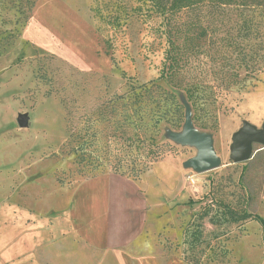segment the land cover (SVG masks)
I'll return each instance as SVG.
<instances>
[{
  "label": "rangeland",
  "instance_id": "374dc122",
  "mask_svg": "<svg viewBox=\"0 0 264 264\" xmlns=\"http://www.w3.org/2000/svg\"><path fill=\"white\" fill-rule=\"evenodd\" d=\"M229 17L223 48L208 36L192 57L206 83L196 85L162 76L167 43L149 0H0V264H93L71 222L110 205L132 208L133 228L145 227L137 238L153 230L167 254L264 264L252 218H264V145L247 161L229 157L242 122L264 120V64L245 77L227 45L242 20ZM185 101L212 136L213 169L186 167L196 148L167 135L181 131ZM229 210L251 217L232 222Z\"/></svg>",
  "mask_w": 264,
  "mask_h": 264
},
{
  "label": "trees",
  "instance_id": "16d2710c",
  "mask_svg": "<svg viewBox=\"0 0 264 264\" xmlns=\"http://www.w3.org/2000/svg\"><path fill=\"white\" fill-rule=\"evenodd\" d=\"M161 18L167 47L162 67V76L167 80H183L186 76L196 85H205L203 77L197 78L192 66V57L200 55L202 41L208 36L217 41L216 50L223 48L217 38L224 21L237 11L241 21L235 37H228L227 45L237 50L240 64L247 71L245 77H254L260 64H264V0H149ZM24 12V11H22ZM218 22L220 25H218ZM220 26V27H219ZM219 45V46H218ZM230 74L223 75L228 79ZM155 152L154 158L161 157ZM122 175V174H121ZM251 215L247 211H228V220L244 221ZM256 219L264 228V218ZM194 234L196 230L193 231ZM190 233V235L193 234ZM186 229L185 239L186 240ZM195 257V256H193ZM196 258V257H195ZM188 264H198L194 258H182ZM238 264V263H237Z\"/></svg>",
  "mask_w": 264,
  "mask_h": 264
},
{
  "label": "crops",
  "instance_id": "0c3cea01",
  "mask_svg": "<svg viewBox=\"0 0 264 264\" xmlns=\"http://www.w3.org/2000/svg\"><path fill=\"white\" fill-rule=\"evenodd\" d=\"M111 208L113 209V206L110 205L109 212H103L98 206L93 213L84 210V213L77 215L74 222H71L74 233L85 238L90 260L96 259L93 264H188L177 254H167L161 245H155L153 230L148 233L151 237L148 242L141 240L145 238L144 235L141 239L137 238L142 230L143 234L145 233V227L142 228V225L137 226L136 230L133 228L131 223H135V216H128L132 208L125 211L122 207L117 208V213L111 211ZM142 220L144 221L141 219L140 223L144 224ZM81 224L82 229H76ZM84 228L86 233L82 232Z\"/></svg>",
  "mask_w": 264,
  "mask_h": 264
},
{
  "label": "water",
  "instance_id": "95a60500",
  "mask_svg": "<svg viewBox=\"0 0 264 264\" xmlns=\"http://www.w3.org/2000/svg\"><path fill=\"white\" fill-rule=\"evenodd\" d=\"M184 122L181 131H168L170 139L181 145L193 146L196 154L189 157L184 165L196 172H204L219 165L220 159L213 148L212 136L209 133L199 131L193 124L189 104L184 102ZM27 115L19 114L17 123L19 126L27 124ZM264 145V120L260 128L243 121L242 125L231 136L229 145V157L233 162H244L252 157L253 145Z\"/></svg>",
  "mask_w": 264,
  "mask_h": 264
}]
</instances>
